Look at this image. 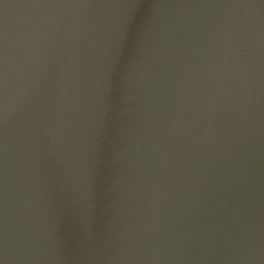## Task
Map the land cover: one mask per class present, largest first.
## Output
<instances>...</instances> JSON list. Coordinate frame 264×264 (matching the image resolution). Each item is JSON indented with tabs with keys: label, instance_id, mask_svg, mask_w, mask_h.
Returning <instances> with one entry per match:
<instances>
[{
	"label": "water",
	"instance_id": "water-1",
	"mask_svg": "<svg viewBox=\"0 0 264 264\" xmlns=\"http://www.w3.org/2000/svg\"><path fill=\"white\" fill-rule=\"evenodd\" d=\"M0 264H264V0H0Z\"/></svg>",
	"mask_w": 264,
	"mask_h": 264
}]
</instances>
